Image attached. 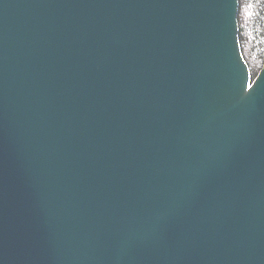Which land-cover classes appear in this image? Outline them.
Instances as JSON below:
<instances>
[{
	"label": "water",
	"instance_id": "1",
	"mask_svg": "<svg viewBox=\"0 0 264 264\" xmlns=\"http://www.w3.org/2000/svg\"><path fill=\"white\" fill-rule=\"evenodd\" d=\"M239 1L0 0V264H264Z\"/></svg>",
	"mask_w": 264,
	"mask_h": 264
},
{
	"label": "trees",
	"instance_id": "2",
	"mask_svg": "<svg viewBox=\"0 0 264 264\" xmlns=\"http://www.w3.org/2000/svg\"><path fill=\"white\" fill-rule=\"evenodd\" d=\"M238 23L242 54L255 80L264 67V0H240Z\"/></svg>",
	"mask_w": 264,
	"mask_h": 264
}]
</instances>
